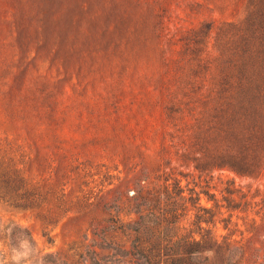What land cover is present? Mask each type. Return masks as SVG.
I'll list each match as a JSON object with an SVG mask.
<instances>
[{"label":"rangeland","instance_id":"rangeland-1","mask_svg":"<svg viewBox=\"0 0 264 264\" xmlns=\"http://www.w3.org/2000/svg\"><path fill=\"white\" fill-rule=\"evenodd\" d=\"M253 1L0 0V137L21 146L39 178L45 158L62 167L63 155L83 162L90 196L98 193L110 201L124 194L120 212L125 221L134 216L127 198L137 183L143 184L139 179L147 176L150 191L166 183L171 190L178 181L185 196L192 189L199 193L200 205L217 212L208 225L216 244L203 252L205 264H230L233 260H221L226 244L248 248L247 254L256 249L257 260L239 264H264L258 251L264 252V168L257 176L194 169L179 157L180 138L166 110L176 107L183 83L193 75L192 55L182 38L206 22L242 19ZM157 21L163 30L153 36L145 26ZM114 27L129 38L117 51L101 38L113 35ZM96 35L100 38L93 40ZM163 84L175 91L176 99L168 101ZM35 89L58 98L55 110L27 103L24 113L33 123L15 121L9 102ZM72 188L77 189L68 184L67 191ZM225 199L238 207L226 208ZM77 210L81 208L44 227L36 211L0 201V264H94V251L100 264H134L116 249L98 247L90 230L92 215L82 217ZM193 213L191 209L186 217L192 219ZM141 239L151 251L150 264H201L175 260L173 251L150 232Z\"/></svg>","mask_w":264,"mask_h":264},{"label":"trees","instance_id":"trees-1","mask_svg":"<svg viewBox=\"0 0 264 264\" xmlns=\"http://www.w3.org/2000/svg\"><path fill=\"white\" fill-rule=\"evenodd\" d=\"M145 30L157 36L163 26L157 21L146 25ZM111 32L114 34L110 37L103 34L101 38L104 44L114 43L113 50L121 49L129 41L117 27ZM98 38L96 35L92 39ZM182 40L192 55L193 75L183 83L182 98L176 100V107L166 106L171 125L180 138L179 148L183 149L180 159L189 160L200 172L228 169L238 175L257 176L264 168V0L251 2L247 14L238 21L218 25L206 22ZM162 88L168 101L176 99L175 91L167 84ZM29 91H24L14 104L9 102L8 107L15 121L21 119L32 124V116L24 113L27 103H35L36 109L52 107L53 112L59 100L50 92L44 95L37 89ZM62 161H65L63 167L43 159L39 164L45 172L39 178L41 174L31 172L32 160L22 152L21 146L0 137V201L13 208L36 211L44 227L56 224L71 209L80 207L76 212L82 213V217L92 215L90 230L92 240L100 243L98 247L116 249L118 255L135 260L134 264H150L153 259L141 239V234L148 232L163 241L168 251H173L175 260L190 258L200 260L201 264L208 260L203 252L216 244L208 225L215 222L217 212L200 205L199 193L190 189L185 196L178 181L171 190L166 183L150 191L145 176L139 179L143 184L137 183L132 197L127 198L133 203L129 211L134 216L125 221L120 212L125 202L123 193L110 201L98 193L90 196L84 188L86 165L66 155ZM68 184H74L77 189L67 191ZM111 190L107 189L106 193ZM208 191L204 189L203 193L212 198ZM225 201L226 208L238 207L228 199ZM191 209L192 219L186 217ZM225 247L221 260H233L230 264L257 260L259 256L255 248L247 254L248 248L241 245ZM258 251H261L260 260H264L263 250ZM93 254L90 260L100 264L102 259L95 251Z\"/></svg>","mask_w":264,"mask_h":264}]
</instances>
